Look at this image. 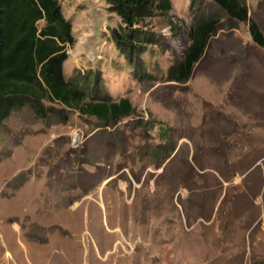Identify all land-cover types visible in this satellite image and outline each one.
<instances>
[{
    "label": "rangeland",
    "instance_id": "obj_1",
    "mask_svg": "<svg viewBox=\"0 0 264 264\" xmlns=\"http://www.w3.org/2000/svg\"><path fill=\"white\" fill-rule=\"evenodd\" d=\"M58 1L77 32L66 79L88 94L128 97L136 112L104 127L73 110L42 118L25 105L4 120L0 264H264V139L256 138L264 124L259 133L227 125L253 124L245 113L256 104L264 113V48L247 24L229 27L210 0H171L178 36L164 29L166 17L146 19L160 45L128 59L110 36L121 22L105 2ZM244 1L264 32V0ZM209 13L222 24L204 57L185 83L167 81L183 31ZM165 123L176 156L158 147Z\"/></svg>",
    "mask_w": 264,
    "mask_h": 264
},
{
    "label": "trees",
    "instance_id": "obj_2",
    "mask_svg": "<svg viewBox=\"0 0 264 264\" xmlns=\"http://www.w3.org/2000/svg\"><path fill=\"white\" fill-rule=\"evenodd\" d=\"M103 1L108 10L120 18V25L110 30V36L116 48L126 53L128 59L135 50L139 54L148 45H160L159 34L142 24L146 19L156 15L166 17L163 27L168 26L171 35L178 36L179 31L172 19L171 0ZM210 2L229 27H235L239 22L246 23L253 44L264 48V32L260 24L250 17L244 0ZM221 24L219 15L209 13L198 17L189 30L183 31L187 42L182 41L184 50L168 67L167 81H188ZM75 43L71 20L64 16L58 0H0V126L13 111L25 105L42 118L50 114L66 118V111L73 110L81 116L95 118L104 127L135 115L136 109L128 97L114 99L97 91L88 94L84 88L66 79L63 63L68 58L67 49ZM44 101L57 104V107L45 105ZM229 122L231 125H227L231 130L237 129L235 123ZM172 132H175L174 127L166 123L160 125L159 133L168 146L158 147L168 156H176L179 149L170 137ZM196 144L194 146L199 148L200 145ZM194 156L195 150L191 157Z\"/></svg>",
    "mask_w": 264,
    "mask_h": 264
},
{
    "label": "crops",
    "instance_id": "obj_3",
    "mask_svg": "<svg viewBox=\"0 0 264 264\" xmlns=\"http://www.w3.org/2000/svg\"><path fill=\"white\" fill-rule=\"evenodd\" d=\"M103 1V0H102ZM104 2V1H103ZM60 5H61V3H60ZM62 9V8H61ZM66 17V16H65ZM67 18V17H66ZM68 19H70L71 20V23H72V30H73V33H74V35H75V38H76V31H75V29H74V23H75V20H74V18H68ZM83 33H87L86 31L85 32H83ZM205 78H207V77H203V78H201V81H204L205 80ZM200 81V82H201ZM242 91V90H241ZM240 91V92H241ZM199 94H201V93H199ZM240 97V96H239ZM250 97H252V96H250ZM218 98V97H217ZM205 100V99H204ZM209 102H211L212 100L209 98ZM207 101V100H206ZM214 104H218V102L216 101V99H214V101H212ZM216 102V103H215ZM219 103H220V101H219ZM253 104H254V102H253ZM262 104L263 103H261V105H258V104H256L255 105V107L256 106H259L260 108H258L257 110H255V113L253 112V111H251V110H249L248 112H246L245 114H249V116L247 117L248 118V120H246V121H250L251 120V122L253 123V124H250V125H248V124H246V126L245 125H242V124H240L239 122H237L236 121V123H237V129H239L240 130V128L241 127H245V129H243V130H246V131H249V130H251V131H254L255 133H259L258 131H262V127H261V125L262 124H264V113L263 114H259L258 113V110H260L261 108H262ZM240 113V112H239ZM201 120H202V118H201ZM201 123H203V121H201L200 122V124ZM170 126V125H169ZM249 130H248V129ZM262 133V132H261ZM257 139H264V138H260V137H256ZM253 139V138H252ZM253 142V143H252ZM251 143L252 144H254V145H257V144H262V143H259V142H254V141H252Z\"/></svg>",
    "mask_w": 264,
    "mask_h": 264
},
{
    "label": "built area",
    "instance_id": "obj_4",
    "mask_svg": "<svg viewBox=\"0 0 264 264\" xmlns=\"http://www.w3.org/2000/svg\"><path fill=\"white\" fill-rule=\"evenodd\" d=\"M164 29H165L167 32H170L168 26L165 27ZM86 56H87V58H88V61H90V62L95 61L96 56H95V53H93V51H92V52H88Z\"/></svg>",
    "mask_w": 264,
    "mask_h": 264
}]
</instances>
